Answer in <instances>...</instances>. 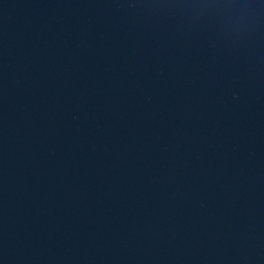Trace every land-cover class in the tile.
<instances>
[{
	"label": "water",
	"instance_id": "water-1",
	"mask_svg": "<svg viewBox=\"0 0 264 264\" xmlns=\"http://www.w3.org/2000/svg\"><path fill=\"white\" fill-rule=\"evenodd\" d=\"M69 264H264V0H227L137 172Z\"/></svg>",
	"mask_w": 264,
	"mask_h": 264
}]
</instances>
